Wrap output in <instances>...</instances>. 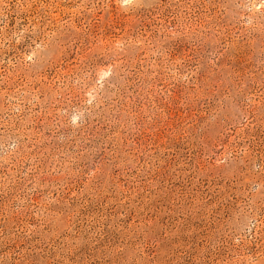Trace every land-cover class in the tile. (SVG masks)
Wrapping results in <instances>:
<instances>
[{"label": "rangeland", "instance_id": "rangeland-1", "mask_svg": "<svg viewBox=\"0 0 264 264\" xmlns=\"http://www.w3.org/2000/svg\"><path fill=\"white\" fill-rule=\"evenodd\" d=\"M0 264H264V0H0Z\"/></svg>", "mask_w": 264, "mask_h": 264}]
</instances>
